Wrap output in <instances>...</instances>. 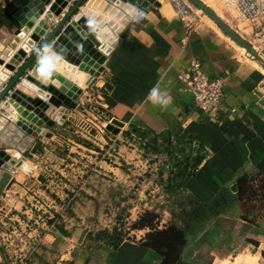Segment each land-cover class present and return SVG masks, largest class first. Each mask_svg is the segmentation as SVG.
Masks as SVG:
<instances>
[{
  "label": "rangeland",
  "instance_id": "rangeland-1",
  "mask_svg": "<svg viewBox=\"0 0 264 264\" xmlns=\"http://www.w3.org/2000/svg\"><path fill=\"white\" fill-rule=\"evenodd\" d=\"M217 1L209 3L224 14L223 1ZM193 6L198 23L212 24L204 12ZM225 39L238 54L248 58L240 46ZM8 55L7 50L0 51V56ZM249 62L263 70L254 59ZM261 79L264 102L263 71ZM8 80L5 77L0 90ZM100 88L98 82L90 83L78 95L79 106L71 110L64 123L44 126L36 135L17 125L16 113L8 104L0 107V126L2 133L7 134L4 146L12 144L25 152L36 143L41 144L32 157L25 158L34 168L28 178L12 176L4 189L6 195L2 198L11 209L0 211V254L5 260H62L61 256L70 248L74 250L73 260H85L90 256L89 249H97L100 241L108 243L123 238L140 243L148 230H132V226L147 210L160 215L161 228L171 224L183 227L189 220L196 197L170 186L180 182V174L187 166L191 169L200 144L190 142L178 125L142 138L134 132L113 134L107 129L112 119L101 105ZM4 171L0 167V182ZM241 176L246 177L243 184L238 181ZM234 184L236 191L230 190L228 207L219 216L196 226L189 235L192 244L189 247L198 252L200 259L192 260L194 264H239L240 260L233 258L236 253L250 255L243 250V244L260 231L264 235V173L250 165ZM225 194L223 191L220 196ZM13 214L18 219L13 220ZM202 227L207 229L204 243L195 245ZM250 228L254 229L249 237ZM47 234L49 241H42ZM230 251L236 252L232 256ZM220 256L230 259L213 260Z\"/></svg>",
  "mask_w": 264,
  "mask_h": 264
},
{
  "label": "crops",
  "instance_id": "crops-1",
  "mask_svg": "<svg viewBox=\"0 0 264 264\" xmlns=\"http://www.w3.org/2000/svg\"><path fill=\"white\" fill-rule=\"evenodd\" d=\"M15 1L3 15L4 24L0 26V40L8 47L20 28L13 14L25 5L24 0ZM203 1L214 8L240 36L249 40L252 28L246 20L239 18L237 13H231L224 3L221 8L230 19L209 3L210 0ZM160 2V6H152L144 13L146 23L134 17L129 19L103 64L104 70L100 76L90 77L87 85L99 83L102 107L111 119L116 118L126 124L121 135L128 132L132 123L145 125L158 133L178 125L192 135L195 143L203 144L206 158L181 189L193 194L200 202L208 203L223 191H228L230 195L235 179L249 170L250 165L264 173V102L260 94L263 70L258 64L249 62L251 57L248 53L249 59L238 54L225 39L230 38L217 24L212 22L214 27L207 22L196 21L187 32L173 4L170 1ZM54 22L55 17L50 26ZM7 51L10 54L12 48ZM194 57L202 60L211 77L222 76L225 79L223 105L214 116L209 117L198 110L192 94L180 82L179 75ZM83 92L84 89L81 95ZM1 127L0 142L3 140L1 143L4 146L7 134L2 133ZM2 146L0 149H15L12 144ZM245 149L248 150L246 160ZM16 176L13 174V178ZM17 216L13 214L12 219H18ZM253 229H248L249 237ZM206 231L202 227L195 245H203ZM48 239L49 234L42 237V241L48 242ZM189 243L177 264H194L192 260H200L198 252L192 251L189 247L192 244ZM99 245L97 249H89L90 256L85 260H73L74 250L70 248L61 256L62 260L20 259L18 264H161L162 261L161 256L143 246L141 240L140 243L123 240L117 249L104 241H100ZM49 246L53 247L52 244ZM243 247L250 255L239 256L241 254L236 253L233 256L236 251H230L234 260H240L239 264H264V235L261 231L253 236V240L246 241ZM248 256L250 259H247ZM228 259L229 256L213 258Z\"/></svg>",
  "mask_w": 264,
  "mask_h": 264
},
{
  "label": "water",
  "instance_id": "water-1",
  "mask_svg": "<svg viewBox=\"0 0 264 264\" xmlns=\"http://www.w3.org/2000/svg\"><path fill=\"white\" fill-rule=\"evenodd\" d=\"M21 6L13 14L20 28L9 42L12 54L8 62H4L5 77L8 82L0 90V107L8 104L16 113V123L28 134H39L44 126L52 127L57 121L58 114L64 118L78 107L76 99L72 98L65 89L51 82H44L33 74V70L39 66H48L42 57H50L72 74L84 72L88 77L100 76L104 70V62L109 53L101 50V42L97 36V30L88 31L76 19L83 4L88 0H24ZM73 1V2H72ZM106 8L112 6L123 13L134 17L141 23H146L144 13L152 6H160L159 0H104ZM211 18L222 31L236 44L246 49L252 59L264 67V57L245 38L240 36L218 12L203 0H188ZM72 5L69 7V5ZM69 7V8H68ZM45 15H47L45 17ZM56 18L54 25L52 19ZM93 21L92 18H89ZM8 49V45L0 40V51ZM11 53V52H10ZM1 60V58H0ZM1 62V61H0ZM9 73H14L12 76ZM56 72V71H55ZM65 81L75 87H82L67 76L59 74ZM4 82V81H3ZM3 85V84H2ZM52 111V113H50ZM64 123V121H63ZM121 120L113 118L107 125L108 131L113 134L121 132L125 127ZM41 144L36 143L30 151L20 152L15 149H0L1 166L5 171L0 182V210L5 213L10 209L2 196H5V187L13 174L26 179L33 171L30 162L25 158L32 157ZM248 157L245 149L244 159ZM236 191V185L232 186Z\"/></svg>",
  "mask_w": 264,
  "mask_h": 264
},
{
  "label": "built area",
  "instance_id": "built-area-1",
  "mask_svg": "<svg viewBox=\"0 0 264 264\" xmlns=\"http://www.w3.org/2000/svg\"><path fill=\"white\" fill-rule=\"evenodd\" d=\"M15 0H0V14ZM231 13L246 20L252 28L251 40L254 48L264 57V0H222ZM177 16L187 32L196 24L198 16L194 6L188 0H170ZM184 88L193 96L195 106L204 115L214 116L222 108L225 79L222 76L211 77L204 69L202 60L194 57L187 69L179 75ZM0 264H18L9 262L0 254Z\"/></svg>",
  "mask_w": 264,
  "mask_h": 264
},
{
  "label": "trees",
  "instance_id": "trees-1",
  "mask_svg": "<svg viewBox=\"0 0 264 264\" xmlns=\"http://www.w3.org/2000/svg\"><path fill=\"white\" fill-rule=\"evenodd\" d=\"M5 9L0 14V26L4 24L3 15L6 14ZM8 15V14H7ZM144 127V128H143ZM131 132L137 133L139 137H145L148 134L158 133L151 129L150 127H145V125L139 123H132L130 125V132H126V135H130ZM189 137V141L193 142L194 138L187 131L185 132ZM198 154L194 159V163L191 166V169L187 166L180 174V182L173 184L171 189H179L184 187L186 180L196 171L199 165L206 158V149L203 144L199 145ZM240 184H243L246 181V177L238 179ZM238 189V193H240ZM226 192V191H225ZM229 192L222 196L216 197L213 201L208 203L200 202L198 199L194 198L195 207L189 213V220L185 223L183 227H179L175 224L160 227L161 217L160 215L152 210L145 211L139 219L135 221L132 226V230H144L147 229L148 232L145 234V237L142 239V245L148 247L155 251L158 255L161 256V264H177L180 260L183 250L188 244L189 235L193 233L196 226L201 225L210 217H216L222 213V211L228 207ZM123 238H118L115 242H108L114 249H117L119 245L123 242Z\"/></svg>",
  "mask_w": 264,
  "mask_h": 264
},
{
  "label": "bare ground",
  "instance_id": "bare-ground-1",
  "mask_svg": "<svg viewBox=\"0 0 264 264\" xmlns=\"http://www.w3.org/2000/svg\"><path fill=\"white\" fill-rule=\"evenodd\" d=\"M89 18H92L93 21ZM75 19L88 31H90L91 29H96L98 39L101 42V50L103 52L110 53L118 41L117 38L119 36V33L129 21L130 15L123 13L121 10L114 6H112L111 9H109L108 7L106 8V2L104 0H88L85 4H83L80 12L75 16ZM210 20L211 22L216 24L212 19ZM230 40L232 39L230 38ZM232 42L234 41L232 40ZM242 49L247 53L246 49ZM11 54L12 52L8 56H0V86L3 84L6 76V69L3 67L4 62H8ZM42 60L48 66L52 67L56 72L49 67L47 68L45 66H39L33 70V74L44 82H51L59 85L61 88L65 89L66 92L70 96H72V98H78V95L81 93V88L69 84L59 74L67 76L80 87L89 84L87 83V81L90 77H88L86 73L78 72L77 74H72L62 65H60L56 60L51 59L50 57H42ZM261 67L264 71V67ZM76 92H78L77 96H75ZM50 113H52V111H50ZM69 117L70 116L68 114L66 118L68 119ZM66 118H64L63 114H58L57 121H59V123H63ZM3 162L4 161L0 159V167L4 164Z\"/></svg>",
  "mask_w": 264,
  "mask_h": 264
}]
</instances>
